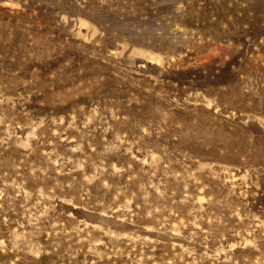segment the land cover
<instances>
[{"label":"rangeland","instance_id":"374dc122","mask_svg":"<svg viewBox=\"0 0 264 264\" xmlns=\"http://www.w3.org/2000/svg\"><path fill=\"white\" fill-rule=\"evenodd\" d=\"M0 264H264V0H0Z\"/></svg>","mask_w":264,"mask_h":264}]
</instances>
